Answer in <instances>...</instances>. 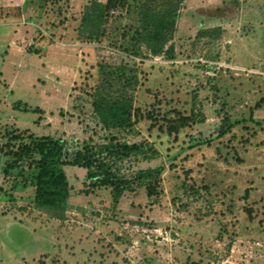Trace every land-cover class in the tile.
<instances>
[{
    "label": "rangeland",
    "instance_id": "1",
    "mask_svg": "<svg viewBox=\"0 0 264 264\" xmlns=\"http://www.w3.org/2000/svg\"><path fill=\"white\" fill-rule=\"evenodd\" d=\"M150 1L127 0L90 41L78 36L89 0H0V146L9 132L68 151L103 143L90 102L100 67L122 65L137 114L112 135L157 155L121 171L163 167L155 195L139 187L113 207L108 188L84 193L85 169L65 166L69 197L51 218L0 153V264H264V0H182L171 57L127 50ZM179 117L192 120L168 134Z\"/></svg>",
    "mask_w": 264,
    "mask_h": 264
},
{
    "label": "trees",
    "instance_id": "2",
    "mask_svg": "<svg viewBox=\"0 0 264 264\" xmlns=\"http://www.w3.org/2000/svg\"><path fill=\"white\" fill-rule=\"evenodd\" d=\"M155 0H151L153 2ZM182 0H160L155 6L144 4L140 13L138 31L127 36L137 45L127 49L138 51L143 45L152 56L160 54L171 57L172 46L166 47L175 28L177 11ZM127 0H89L84 6L78 29L81 39L97 41L103 35V25L112 12L125 8ZM136 54V53H135ZM132 71V70H131ZM100 82L94 90L90 102L98 125L108 135L103 143H82L68 151L67 143L52 137H34L21 132L6 133V142L0 146V153L5 160L3 171L14 177H20L24 184L28 181L33 187L32 203L36 210L51 218H58L65 211L69 197V184L64 171L65 166L85 169L83 192L104 187L110 191L112 206L115 207L124 192L143 187L148 197L156 194L163 167L138 169L125 174L121 171L122 163L130 157L151 160L157 151L147 142L118 141L112 131H131L135 123L136 112L133 108L132 90L135 77H127L126 67L110 69L100 67ZM192 120L179 117L178 120H166V132L176 133ZM231 126L221 132L226 133ZM210 139L194 145L209 143Z\"/></svg>",
    "mask_w": 264,
    "mask_h": 264
},
{
    "label": "water",
    "instance_id": "3",
    "mask_svg": "<svg viewBox=\"0 0 264 264\" xmlns=\"http://www.w3.org/2000/svg\"><path fill=\"white\" fill-rule=\"evenodd\" d=\"M20 232H21V231H19V232L17 231V233H15L16 236H12L13 239H14L15 241H18V242H19V240H21V239H20V235H19ZM18 235H19V236H18Z\"/></svg>",
    "mask_w": 264,
    "mask_h": 264
}]
</instances>
